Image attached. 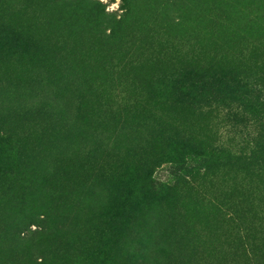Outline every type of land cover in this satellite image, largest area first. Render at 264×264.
Masks as SVG:
<instances>
[{
	"label": "rangeland",
	"instance_id": "1",
	"mask_svg": "<svg viewBox=\"0 0 264 264\" xmlns=\"http://www.w3.org/2000/svg\"><path fill=\"white\" fill-rule=\"evenodd\" d=\"M75 55L133 82L94 124ZM263 144L264 0H0V264H264Z\"/></svg>",
	"mask_w": 264,
	"mask_h": 264
},
{
	"label": "trees",
	"instance_id": "2",
	"mask_svg": "<svg viewBox=\"0 0 264 264\" xmlns=\"http://www.w3.org/2000/svg\"><path fill=\"white\" fill-rule=\"evenodd\" d=\"M72 64L75 67L76 71L79 73L78 81H79V85L81 86L80 93H85L87 99H94L95 102L97 101L92 111H91L92 106H87L89 109L87 110V114L88 117H91L90 120L92 124L95 123V120L97 118H102L104 117V115L108 116L112 112L113 109L112 105L116 104V106L119 107L122 105L123 102H128L129 98L127 97V94L133 91L132 88L133 82L130 76L128 75V73H125L124 70L121 71L120 69H117L114 63L99 61L96 55H89L88 57L86 56L83 58H79L77 55H75ZM174 83L176 86V80L174 81ZM238 85L242 87V82L239 81ZM188 86L191 88L190 93L193 92L196 96L198 94H201L202 92L207 93L209 91L207 89H203V87L198 85V83H196L195 81L188 83ZM193 87H199L200 90L194 89ZM82 97H84V95ZM136 109H138L139 112L137 114L142 118H147L148 114H150V111L142 110L139 108ZM147 121L145 122L143 120L136 121V116H135L134 119L131 121V126L129 128L130 129L135 128L134 132L144 134V124ZM99 130L100 128L96 127V131ZM124 130L130 133V131L127 128H125ZM133 135L136 134L133 133ZM254 152L258 155H261V157H263L264 159V144L260 146L257 149V151ZM79 165H80V170H82L84 165L81 164ZM249 165H251V163L247 164V166ZM261 167L262 169H264V163L261 165ZM66 172L70 175L76 174V171L71 170L70 168L67 169ZM81 178L84 179L87 177L81 175ZM64 181L65 180H61L57 184L56 188L58 189L63 188L65 186ZM95 196L96 194L91 192L89 197L90 201H94ZM237 198L244 199V202H242L241 206L247 205L252 210L254 218L257 217L258 215L260 218H262L263 211L260 208V205L252 203L255 202V199L251 197V195H249L248 191H244V192L239 191ZM51 201L56 205L62 203V201L59 200L58 202L52 198ZM89 207L92 212L93 209L92 206ZM52 214H53V219H56L58 212L54 211L52 212ZM89 214H90L89 208H86V205L84 204H80L79 210L75 211V220L87 222ZM252 226L253 228L255 227L254 221H252ZM181 237H182L181 234H178V237H175L173 240V242L177 247L180 246L179 242ZM181 249L182 248L180 247V250ZM40 264H42V262H40Z\"/></svg>",
	"mask_w": 264,
	"mask_h": 264
}]
</instances>
